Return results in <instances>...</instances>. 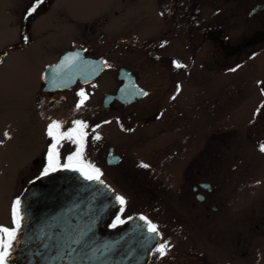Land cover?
I'll list each match as a JSON object with an SVG mask.
<instances>
[{
    "label": "flooded vegetation",
    "instance_id": "flooded-vegetation-1",
    "mask_svg": "<svg viewBox=\"0 0 264 264\" xmlns=\"http://www.w3.org/2000/svg\"><path fill=\"white\" fill-rule=\"evenodd\" d=\"M148 3L149 37L135 41L122 38L125 43L119 48L134 51L138 60L134 71L126 65L111 69L106 56L110 54L108 51L92 57L81 49L84 57L102 58L107 62L105 71L97 79L86 84L76 81L62 90L45 91L40 78L47 66L40 70L38 77L34 76L39 92L31 107H36L37 112L34 132L39 136L36 139L39 150L33 148V158L40 156L41 164L40 174L31 182L47 167V153L52 143L47 136L48 124L53 120L61 121L66 130L73 120H83L89 125L90 133L85 161L96 163L89 159V155L96 153L105 169L119 167L126 178L148 190L146 197L150 203L146 201V205L149 208H139L123 218L127 220L138 214L147 217L158 225L162 237L159 243L167 241L171 246L168 254L161 257L155 252L156 244L147 264H264V153L259 151V145L264 142V101L256 120L244 122V129L239 133L236 100L231 92L240 67L259 61L264 75V0H147L139 9H145ZM33 7L36 10L31 15L26 11L23 17L24 40L33 19L44 14L39 12L33 18L37 9L49 6L34 4L30 9ZM28 17L31 21L26 25ZM103 34L101 32L100 38L107 36ZM25 44L26 41L17 47ZM174 62L186 67L178 69ZM122 68L127 76L117 78ZM141 68L148 70L150 85L143 79ZM109 70L115 72L110 75L112 89L102 93L96 105L76 110L80 99L77 93L81 90L87 93L86 102L99 97L101 93L89 94L85 87ZM131 76L136 85L148 93L137 101L135 95L141 91ZM228 80V84H223ZM161 81L164 83L158 85ZM259 85L264 90V85ZM178 86L182 100L165 103L167 117H177V123L172 124L174 128L162 122L157 101L142 105L137 113L131 110L152 93H178ZM120 88L130 94L123 100L113 99ZM52 102L61 104V115L42 119L46 108L54 109ZM226 109H230L229 119L221 116ZM111 114L117 116L109 117ZM136 115L138 119H134ZM130 124L137 126L133 128ZM92 128L95 132L90 131ZM96 133L105 138L102 137L101 142L94 141ZM112 136L121 137V146L107 141ZM174 140H181L182 163L170 170V180L164 181L159 178L163 173L159 163L163 154L173 149ZM67 143L60 149L61 164L67 162L62 157L63 150L75 151V145L70 143L72 149H68ZM143 149L148 150L139 154L132 164H128L131 162L122 154ZM113 156L117 157V163ZM147 162L149 167H140ZM105 169H100L101 178L114 189L103 178ZM126 207L127 204L124 212ZM8 214L10 226L6 227L11 228V204ZM114 222L115 219L110 228ZM122 225L125 224L117 227ZM253 238L258 243L256 248L251 245ZM15 252L10 264L16 258Z\"/></svg>",
    "mask_w": 264,
    "mask_h": 264
},
{
    "label": "rangeland",
    "instance_id": "rangeland-1",
    "mask_svg": "<svg viewBox=\"0 0 264 264\" xmlns=\"http://www.w3.org/2000/svg\"><path fill=\"white\" fill-rule=\"evenodd\" d=\"M146 2L147 0H43L42 3H38V0H0V53L7 47L24 45L21 27L26 11L27 14L31 11L30 6L34 4L49 6L38 8L37 13L33 15L34 18L39 15V12L44 13L31 22L26 32L28 39L25 46L8 50L7 56L3 57L0 63V226H10L9 205L20 197L23 189L40 172L38 169L41 164L40 156L33 158V148L39 150L36 141L39 136L34 132L37 112L36 107H31V102L35 103L39 92L38 82L34 83V76L38 77L44 66L54 64L60 53L74 47L84 49V53L92 57L100 56L108 51L110 54L106 56L111 69L126 65L134 71L138 66L134 51L131 48L121 51L119 48L125 43L122 38L128 37L131 41H135L137 38L143 40L149 37L150 24L147 25V23L150 20V10H148L150 4L148 3L143 10L139 9L141 3ZM137 6L138 9H136ZM140 14L143 15L140 16ZM27 21L29 22L26 25L30 23L31 18L28 17ZM101 32L107 36L100 38ZM260 67L259 61L240 67L235 76L236 85H231L232 96L236 100L235 119L239 133L244 129V122L253 123L262 111L264 93L259 84L264 85V79L260 80L264 78V75ZM141 72L143 79L148 80V70L141 68ZM106 73L95 83L85 87L89 94H101L91 102H86L84 108L86 105H96L102 93L105 94L109 88L112 89L113 81L110 80V75L115 72L109 70ZM160 74L164 77L163 72ZM163 77L160 80H163ZM163 83L164 81H161L158 85ZM228 83L229 80L223 84ZM146 84L150 85V79ZM115 89L116 84L113 90ZM173 96L175 99L172 98ZM209 99L213 100L211 97ZM169 100H182V96L180 92L152 93L143 100L145 102L136 104L131 110L137 113L142 105L157 101L160 116L163 117L162 122H167L170 127H173L172 124L177 123V117H167L168 114L165 113V103ZM52 104L54 109L46 108L42 119L61 115V104L53 102ZM114 116L117 115H109V117ZM221 116L229 119L230 109L222 112ZM133 117L139 118L137 115ZM130 125L133 128L137 126ZM5 132L10 135V139L5 137ZM40 137L42 138L41 134ZM101 137L105 138L102 135ZM120 140L121 137L118 136L107 138V141L118 146L122 144ZM43 141L45 142L46 138ZM49 141L50 139L46 143ZM101 141L102 139L98 142ZM172 147L171 151L163 154L159 163L163 170L159 178L164 181L170 180L168 172L182 163L181 140H174ZM67 148L72 149L70 143H67ZM145 150L148 149L122 154L131 162L128 164H132L134 163L132 161ZM70 152V150H63L62 157L67 158ZM85 154L88 155L86 148ZM92 156L89 155V159L97 162L90 163L101 170L106 168L98 154L95 153ZM32 158L34 161L29 165ZM105 171L104 180L109 182L126 200L127 207L121 219L128 217L139 208H149L146 205V201L150 203V199L146 197L148 190L141 189V186L126 178L119 167L105 169ZM251 245L254 248L258 246L255 238L252 239Z\"/></svg>",
    "mask_w": 264,
    "mask_h": 264
},
{
    "label": "water",
    "instance_id": "water-1",
    "mask_svg": "<svg viewBox=\"0 0 264 264\" xmlns=\"http://www.w3.org/2000/svg\"><path fill=\"white\" fill-rule=\"evenodd\" d=\"M65 57L71 60L67 66ZM103 62L83 59L80 50L68 52L42 73L45 91L66 89L77 79L91 82L106 68ZM125 72L120 69L117 78L126 77ZM56 84L58 88H51ZM127 94L120 88L113 99L123 100ZM135 96V101L145 97ZM116 195L107 184L86 181L67 169L30 183L19 197L25 223L13 264H146L157 240L139 219L142 215L110 229L120 208Z\"/></svg>",
    "mask_w": 264,
    "mask_h": 264
},
{
    "label": "snow or ice",
    "instance_id": "snow-or-ice-1",
    "mask_svg": "<svg viewBox=\"0 0 264 264\" xmlns=\"http://www.w3.org/2000/svg\"><path fill=\"white\" fill-rule=\"evenodd\" d=\"M43 0H38V3H42ZM36 10L35 7L31 9L29 15ZM163 14V13H162ZM27 37H25V41H27ZM78 59V57L72 58ZM66 64L63 66H67L68 63L71 62L70 58L65 57ZM107 64V62H103ZM175 63V62H174ZM176 68H185V65L175 63ZM234 70V69H233ZM264 91V90H262ZM179 93V86L177 89ZM142 95L147 96V92L141 91ZM80 97L78 103L76 104V110H80L88 100V95L83 90L77 93ZM175 99V96L172 97ZM259 111V110H258ZM72 126L64 130V122L53 120L48 124L47 127V136L51 139L52 143L49 147L47 153V167L42 172L43 176H47L52 172L59 171L61 169H67L71 171H75L80 173V175L86 181H96L100 184H103L104 181L101 179L103 173L101 170L96 167L94 164L85 161V148L89 138V125L83 120H73ZM96 127H99L97 125ZM92 132H95V128L91 129ZM5 137L10 139V135L5 132ZM102 137L99 134L93 136L94 141H100ZM65 142H69L75 145V151H73L70 155L67 156V162L64 164L60 163V149L63 147ZM259 151L264 153V142L259 145ZM140 167L147 168L149 165L141 164ZM115 200L119 203L120 213L124 212V206L126 205V200L123 196L116 195ZM132 217H129L128 220H131ZM139 219L144 221L147 226V232L151 235V237L157 240V246L155 248V252L158 253L161 257H164L171 250V246L167 241L163 243H159V239H161V233L159 231L158 225L150 221L145 216H140ZM127 220L121 219L120 215H117L115 218V222L111 225L113 228L117 227L118 224H125ZM25 223V215L22 210V202L19 198H17L13 202L12 206V227L0 226V264H10V261L13 258V253L18 247L20 243V234L24 228Z\"/></svg>",
    "mask_w": 264,
    "mask_h": 264
},
{
    "label": "trees",
    "instance_id": "trees-1",
    "mask_svg": "<svg viewBox=\"0 0 264 264\" xmlns=\"http://www.w3.org/2000/svg\"><path fill=\"white\" fill-rule=\"evenodd\" d=\"M9 49H11V48H10V47H7V48H5V49L2 51V53H0V62H1L2 58H3L4 56L7 55V51H8Z\"/></svg>",
    "mask_w": 264,
    "mask_h": 264
}]
</instances>
